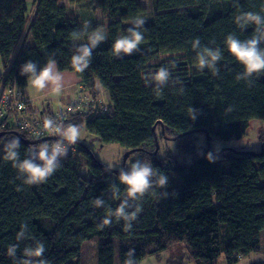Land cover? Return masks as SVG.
I'll use <instances>...</instances> for the list:
<instances>
[{
	"label": "trees",
	"instance_id": "trees-1",
	"mask_svg": "<svg viewBox=\"0 0 264 264\" xmlns=\"http://www.w3.org/2000/svg\"><path fill=\"white\" fill-rule=\"evenodd\" d=\"M68 1L70 6L89 7L93 14L75 15L59 0H33V9L29 0H0V79L25 89L29 79L20 75L21 66L31 60L39 70L52 58L60 71L75 72L94 97L100 95L98 80L109 95L108 113L76 112L62 124L85 125L102 143H117L124 154L133 151L125 169L138 159L150 162L159 175L168 177V185L150 189L138 201L142 211L128 230L124 220L111 215L126 195V186L119 183V172L98 159L90 146L83 144L60 159L45 182L26 185L12 163L3 159V145L0 264H15L24 258L26 247L37 243L44 244L42 259L49 264H83L85 247L95 237L101 238L98 264H125L130 250L134 264H139L179 244L196 264H217L221 256L232 264L259 252L264 230V133L263 149L255 154L214 149L213 142L241 139L253 120H264V71L250 81L237 80L243 66L225 44L229 34L242 41L251 38L256 26L242 29L235 17L247 12L264 16V0H154L156 13L141 28L144 40L124 57L113 54V45L133 26L125 22L141 18L147 8L139 0ZM94 4L111 19L107 39L93 50L89 67L77 72L71 65L76 50L71 34L83 32L86 25L87 33L100 28ZM197 38L202 48L221 50L218 74L207 69L200 78H179L157 94L156 83L145 78L151 75L149 63L164 54L181 53L186 67L197 66L191 43ZM190 108L197 110L195 120ZM5 123L0 125L1 141L19 138L20 160L28 158L33 145L25 139L30 137L6 129ZM168 140L174 145H164ZM113 186L120 189L118 197L112 194ZM96 198L105 202L103 207L93 206ZM105 215L111 218L109 225H102ZM24 224L25 238L17 240ZM10 245H17L15 258L7 255ZM35 259L40 258H34V264Z\"/></svg>",
	"mask_w": 264,
	"mask_h": 264
},
{
	"label": "clouds",
	"instance_id": "clouds-1",
	"mask_svg": "<svg viewBox=\"0 0 264 264\" xmlns=\"http://www.w3.org/2000/svg\"><path fill=\"white\" fill-rule=\"evenodd\" d=\"M146 23L143 18L136 17L133 19V26L127 30V35H122L116 39L112 51L116 56L131 55L138 50L139 45L144 40L142 26ZM235 23L240 28H245L250 24H254L255 30L250 39L240 40L234 34H229L225 39L228 51L243 66V72L236 79L250 81L253 74L264 71V48L260 45L264 43V16L258 13L247 12L235 17ZM87 43L82 44L75 50V54L71 58V65L77 72H84L91 62L93 50L107 39L106 32L103 29H96L91 33H87V25L83 32H73V39H80L85 36ZM192 43V48L197 50L196 60L200 70L209 69L214 74H218L217 62L221 60L222 52L219 48L201 47V42L197 38ZM20 75L27 76L30 84L40 90H44L51 86L52 91L59 93L63 87V76L57 69V63L54 59L49 58L45 66L38 70L36 63L29 60L20 68ZM170 71L168 68L161 67L154 75H151L149 82L156 83V92L160 93L161 88L166 85L170 79ZM196 109L190 108V118L196 119ZM43 127L50 135L59 137L58 140L49 144L43 143L38 148L30 150L28 158L20 160L19 138H13L4 144L3 159L10 161L12 166L17 169L19 176L23 178V183L33 185L45 182L60 166V159L65 157L68 152V146L75 144L80 137V128L74 124L63 125L57 123L52 118H47L43 122ZM209 161L212 157L209 155ZM119 183L126 186V196L122 199L118 208L111 213L118 219L125 221V228L130 230L132 221H135L138 214L142 211L141 205L138 203L143 196L150 190L158 186L165 189L168 185V177L159 175L150 162L136 160L127 169L121 168L119 171ZM120 189L113 186V196H119ZM162 195L167 197V193ZM134 202L135 207H134ZM104 201L96 198L93 201L94 207H103ZM134 208V210H132ZM111 218L106 217L102 225H109ZM27 225H21V231L17 234V240L25 238ZM17 245H10L7 249L9 257H16ZM45 252L43 243H37L34 247H26L23 251V259L17 260L15 264H49L42 259ZM134 252L130 250L129 259L125 264H134L131 257Z\"/></svg>",
	"mask_w": 264,
	"mask_h": 264
},
{
	"label": "rangeland",
	"instance_id": "rangeland-1",
	"mask_svg": "<svg viewBox=\"0 0 264 264\" xmlns=\"http://www.w3.org/2000/svg\"><path fill=\"white\" fill-rule=\"evenodd\" d=\"M33 0H29L30 8ZM139 2L147 8V13L142 16L146 22H150L156 13L155 2L154 0H139ZM60 5H67L68 0H59ZM91 3V2H90ZM94 6V5H93ZM78 8H84L80 6H68V9L73 11H78ZM89 8V7H88ZM90 9V8H89ZM72 10L71 12L74 13ZM101 21V22H100ZM99 22L100 29H106L111 22V19L107 18L104 14L101 16ZM132 23V22H131ZM92 27L93 25L90 24ZM181 53L177 54H164L161 55L159 58L152 60L148 65V70H150L151 75L155 74L161 67L168 68L170 71V79L168 82L174 83L180 79H192V78H200L202 73L207 70L204 68L203 70L199 69V66H194L192 68L186 67L185 64L182 63ZM3 73L2 61L0 58V74ZM150 75V76H151ZM150 77H148L149 79ZM150 83H155L151 81ZM41 105V103H38ZM264 133V120H253L250 124L249 129L247 130L246 134L241 139H234L229 142H220L218 140L213 142L214 149L223 148H235L237 151H259L262 148V142L260 140V136ZM13 139V137H7L0 142V151L5 143ZM202 143L205 141L201 138ZM78 141L83 142V144L88 145L92 148L95 156L100 159L103 163L107 164V166L111 170L120 171L123 164V157H124V147L117 143H102L100 138L96 135L90 133L87 130V127L84 125L80 128V137ZM204 141V142H203ZM54 141L47 142L49 144L53 143ZM164 145L166 144H173V141H163ZM39 146V145H38ZM38 146H32L31 150L38 148ZM71 146L77 150L82 146L78 144H71ZM226 168V164H223ZM178 180V178H176ZM126 195H124L125 197ZM123 197V198H124ZM122 198V199H123ZM106 217H110L109 215H105ZM101 242L100 237H95L88 243L85 247V256L83 259V264H98V247ZM183 244L177 245L175 249L172 248L162 251L158 254H151L148 255L146 258L140 261L139 264H196L193 261L188 259L189 253L187 248H185ZM257 262H264V230L262 231L261 236V248L259 252H253L249 255L239 257V259L232 264H254ZM118 264V261L116 262ZM217 264H230L226 261L224 256H221L218 259Z\"/></svg>",
	"mask_w": 264,
	"mask_h": 264
},
{
	"label": "built area",
	"instance_id": "built-area-1",
	"mask_svg": "<svg viewBox=\"0 0 264 264\" xmlns=\"http://www.w3.org/2000/svg\"><path fill=\"white\" fill-rule=\"evenodd\" d=\"M31 104L32 100L25 95L24 89L19 87L17 83H6L4 77L0 79V125L6 120L3 127L18 129L27 134L30 140L53 136L43 127V122L47 118H52L57 123L62 124L68 119L69 115L83 108L94 109L102 114L108 113L109 110V105L106 102L102 100L94 102L86 97L68 102L57 111L47 114L37 113L32 115L28 110ZM74 151L75 149L68 146L67 155L74 153Z\"/></svg>",
	"mask_w": 264,
	"mask_h": 264
},
{
	"label": "crops",
	"instance_id": "crops-1",
	"mask_svg": "<svg viewBox=\"0 0 264 264\" xmlns=\"http://www.w3.org/2000/svg\"><path fill=\"white\" fill-rule=\"evenodd\" d=\"M86 2H91V0H86ZM141 4V3H140ZM62 5V4H61ZM70 6L68 1V6ZM95 12L94 17L97 21L100 20L101 16L104 14L103 11L97 7L96 4H94ZM73 11V9H71ZM75 15L78 13H81L84 15V17L88 18L93 14V11L87 7L84 8H78V11H73ZM101 22V21H100ZM126 25H133L131 22H125ZM105 32L107 30L103 29ZM72 45L74 48H78L82 44L87 43L86 34L85 36L81 37L80 39H72L71 40ZM128 55L121 54L119 57H124ZM58 69V67H57ZM60 74L63 76V87L61 92L56 93L52 91L51 86L44 90L36 89L34 88L30 82L28 83L27 87L24 89L25 95L32 100V104L29 106L28 110L32 113V115H35L37 113H52L57 111L59 108L65 106L68 102L76 101L78 99L82 98H89L90 100L97 102L99 100H102L107 103V105L110 104L109 95L106 91H104L100 85L98 80H96V90L99 92L97 94H100L99 97L96 95L93 96L92 92L88 90L86 85H84L82 79L72 71H60ZM2 74V73H1ZM0 74V75H1ZM154 75V74H153ZM150 77V76H149ZM103 98V99H102ZM38 103H41V105H38ZM99 103V102H98ZM89 109H80L78 112H88ZM73 148L72 146H70ZM74 149V148H73ZM177 246H175L173 249H175ZM172 250V249H171Z\"/></svg>",
	"mask_w": 264,
	"mask_h": 264
},
{
	"label": "water",
	"instance_id": "water-1",
	"mask_svg": "<svg viewBox=\"0 0 264 264\" xmlns=\"http://www.w3.org/2000/svg\"><path fill=\"white\" fill-rule=\"evenodd\" d=\"M207 133V136L209 137L208 135V132L205 131ZM4 133L3 132H0V141H1V136L3 135ZM179 138V137H178ZM59 137H56V136H49V137H45V138H42V139H39V140H26L25 139V142L29 145H39V144H42V143H46V142H50V141H56L58 140ZM75 144H78L80 146H83V143L78 141L75 143ZM208 148H209V151L211 150L210 148V140L208 138ZM262 149H263V145H262ZM133 151H128L127 153L124 154V157H123V164H122V167L125 169L126 168V163H127V160L129 158V156L132 154ZM250 154H255V152H250Z\"/></svg>",
	"mask_w": 264,
	"mask_h": 264
},
{
	"label": "bare ground",
	"instance_id": "bare-ground-1",
	"mask_svg": "<svg viewBox=\"0 0 264 264\" xmlns=\"http://www.w3.org/2000/svg\"><path fill=\"white\" fill-rule=\"evenodd\" d=\"M145 78H148V77H145Z\"/></svg>",
	"mask_w": 264,
	"mask_h": 264
}]
</instances>
